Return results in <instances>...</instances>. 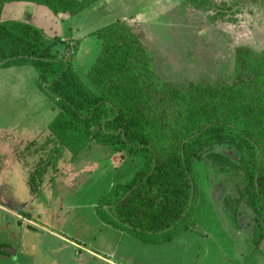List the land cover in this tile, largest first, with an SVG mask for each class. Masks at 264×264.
Here are the masks:
<instances>
[{"label":"rangeland","instance_id":"rangeland-1","mask_svg":"<svg viewBox=\"0 0 264 264\" xmlns=\"http://www.w3.org/2000/svg\"><path fill=\"white\" fill-rule=\"evenodd\" d=\"M1 17L33 24L50 41L56 36L70 39L75 71L98 94L100 89L86 76L94 53L101 50L96 34L104 26L125 22L131 26L132 46L137 57L145 59L149 75L175 95L173 108L189 98L219 96L224 85L238 78L242 53L250 61L264 57V0H96L75 15H56L45 5L13 2L5 6ZM74 28L86 35L72 38ZM53 144L45 136L35 149L44 156L40 164L47 165L45 182L59 176L53 183L36 184L37 171H32L33 183H29L31 156L25 178L7 158H0V264H52L56 249L40 242H54L53 237H31V242H38L33 250L22 230L30 213L75 242H116L121 250L129 246L142 264H264V238L259 241L264 230L248 204L244 174L222 167L211 157L220 153L241 163L242 154L232 145H204L195 158L190 228L183 227L171 237L156 234L143 240L131 231L122 234L103 226L93 208L111 224L96 205L113 185L130 179L143 159L128 157L94 139L76 154L63 148L56 153ZM3 147L0 144V156ZM30 185L46 188L36 193ZM145 242L167 243L156 249L146 247ZM90 261L79 264H97Z\"/></svg>","mask_w":264,"mask_h":264},{"label":"trees","instance_id":"trees-1","mask_svg":"<svg viewBox=\"0 0 264 264\" xmlns=\"http://www.w3.org/2000/svg\"><path fill=\"white\" fill-rule=\"evenodd\" d=\"M95 1L0 0V67L36 68L40 87L59 109L48 128L54 152L63 148L76 154L94 139L143 159L130 179L116 183L99 199L97 212L100 206L113 227L143 240L156 234L171 237L190 228L194 160L204 145L227 143L242 154L241 163L220 153L211 157L228 170H242L248 204L264 230V57L250 61L242 53L238 78L224 85L219 96L189 98L173 108L175 95L149 75L125 22L104 26L96 34L101 50L86 76L100 89L98 94L75 71L66 40L59 36L47 40L41 28L1 17L13 2L75 15ZM40 163L35 171L39 178L47 173V165ZM34 182L39 184L35 177ZM263 238L264 231L259 241Z\"/></svg>","mask_w":264,"mask_h":264},{"label":"crops","instance_id":"crops-1","mask_svg":"<svg viewBox=\"0 0 264 264\" xmlns=\"http://www.w3.org/2000/svg\"><path fill=\"white\" fill-rule=\"evenodd\" d=\"M77 27L79 26L77 25ZM72 33L74 34L72 38L75 37V39L86 35L85 31L82 34L78 33V28L72 29ZM97 38L92 37L91 39L98 41ZM63 39L71 44L70 39ZM96 52L94 56L92 55L94 59L99 54L97 53L96 55ZM73 62H76L75 58ZM58 113L59 109L55 103L40 87L39 75L34 66L26 64L0 67V137H8L7 142L6 140H0V144L4 145L0 158H7L9 165L19 169L17 170V174H21L22 178H25V166L30 164L28 157L31 156L34 159L33 165L29 170L31 174L29 183L31 184L34 177L32 171H36L33 168L34 166L36 168L41 162V158L44 157L43 154L37 152L35 149H37L38 143L45 136H48L49 125ZM25 150L28 152L23 153ZM46 174L41 178H39L40 176L37 177L39 184L45 182ZM58 178L59 176L51 177L45 183H53ZM44 188L40 186L38 190L42 191ZM30 189L32 192H38L31 185ZM93 208L96 218H98L103 226L113 227L110 223L101 220L96 215L95 205ZM29 216L31 217L27 219V222H24L22 230L25 231L26 238L30 237V242L28 243L31 245V249L36 250V243H38L31 242V237L47 234L55 240L54 242H40L42 245L43 243H48L49 247L56 249L57 255H52V264H79L87 259H91V263L97 264H133V262L135 264H142L140 258H136L138 255L136 254V256L129 250V246L128 248L125 246L124 250H121V247L116 242H75L65 234L54 232L52 229L53 225L41 223L34 214L30 213ZM17 220L20 221V219ZM67 223H71V219ZM19 227L22 226L19 225ZM112 229L118 230L122 234L126 233L115 227ZM165 243L167 242H145V245H148L146 247L158 249L157 246H163ZM164 246L166 247V244ZM146 252L148 251L146 250Z\"/></svg>","mask_w":264,"mask_h":264}]
</instances>
